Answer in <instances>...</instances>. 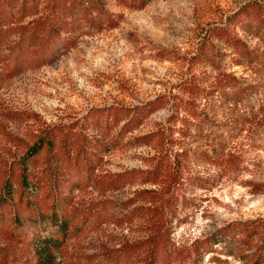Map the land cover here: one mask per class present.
<instances>
[{"label":"rangeland","instance_id":"obj_1","mask_svg":"<svg viewBox=\"0 0 264 264\" xmlns=\"http://www.w3.org/2000/svg\"><path fill=\"white\" fill-rule=\"evenodd\" d=\"M105 1L106 9L119 21L116 28L85 34L55 61L30 67L13 78L0 70V194L12 164L47 130L62 127L64 134L74 132L91 112L133 107L160 94H179L177 86L182 80L202 75L203 68H197L191 59L201 48H208L218 53L216 66L206 68L209 83L220 71L235 75L247 89L238 97L224 98L216 93L210 101L200 102L212 126L198 133L190 148L213 155V147L221 143L224 163L216 166L190 154L178 167L175 156L179 150L175 148L157 184H143L142 172L152 170L161 154L145 146L124 145L103 156L97 173L139 171L140 180L116 192L93 185L71 195L88 215L106 200L127 203L130 208L126 213H130L136 207L151 206L150 197H136L139 192L168 194L158 199L168 202L171 241L179 251L190 249L228 223L264 219V195L253 194L250 186L264 182V73L237 66L232 51L214 37L216 29L226 27L246 4H263L264 0H146L143 10ZM235 32L252 48L264 52L260 39L240 28ZM159 52L171 60H161ZM171 114L170 108L156 113L131 137L170 127L167 120ZM173 137L177 139L179 134L173 132ZM178 168L180 179L174 185ZM202 183L206 189L201 188ZM146 213L139 210L126 218L110 216L99 230L71 240L56 253L55 263L82 264L88 258L139 243L142 249L135 263L143 264L146 242L154 235L153 221ZM214 248L223 263L213 261L211 254L201 264H241L219 254V245ZM37 260L34 246L0 236V264H37Z\"/></svg>","mask_w":264,"mask_h":264},{"label":"trees","instance_id":"obj_2","mask_svg":"<svg viewBox=\"0 0 264 264\" xmlns=\"http://www.w3.org/2000/svg\"><path fill=\"white\" fill-rule=\"evenodd\" d=\"M115 1L118 6L134 10H143L147 4L146 0ZM118 25L119 21L106 9L105 0H0V70L13 78L30 67L55 61L76 46L81 36L112 30ZM237 28L264 43V3L246 4L229 19L226 27L217 28L214 33L235 55L237 66L264 73V52L260 53L239 37ZM217 54L201 48L192 57L191 62L203 68L202 75L193 74L182 80L177 86L179 94H160L133 107L117 106L91 112L74 132L64 134L62 127L47 130L12 164L3 182L0 236L16 244L34 246L37 264H56V253L71 240L99 230L110 216L126 218L144 210L153 221L154 235L146 242L143 264H201L211 254L213 261L223 263L215 256L216 245L221 248L219 254L233 257L241 264H264V219L228 223L196 241L190 249L179 251L171 241L168 202L158 199L168 194L160 196L155 191H141L136 197H150L151 206L136 207L130 213H126L130 208L127 203L106 200L98 203V211L88 215L76 206L71 195L93 185H104L116 192L140 180L139 171L115 175L97 173L103 156L124 145L145 146L161 154L152 170L142 172L143 184H157L168 162L166 159L175 148L179 150L175 156L178 167L191 158L190 154L202 162L222 165L225 156L221 143L213 147V155L190 148L196 135L212 126L200 102L210 101L216 93L228 98L238 97L247 90L235 75L226 72L219 71L209 83L206 68L216 66ZM158 56L161 60H171L162 52ZM168 108L172 110L167 120L170 127L131 137L153 115ZM177 125L179 129L174 128ZM173 132L179 138L174 139ZM180 170L172 179L174 185L179 183ZM251 184L253 194L264 195V182ZM200 186L206 189L205 184ZM141 249L139 243L131 244L88 258L82 264H136L135 257Z\"/></svg>","mask_w":264,"mask_h":264}]
</instances>
